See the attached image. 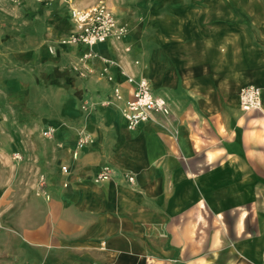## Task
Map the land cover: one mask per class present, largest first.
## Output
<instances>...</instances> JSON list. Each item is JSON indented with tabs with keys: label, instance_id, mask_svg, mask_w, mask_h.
I'll return each instance as SVG.
<instances>
[{
	"label": "crops",
	"instance_id": "crops-1",
	"mask_svg": "<svg viewBox=\"0 0 264 264\" xmlns=\"http://www.w3.org/2000/svg\"><path fill=\"white\" fill-rule=\"evenodd\" d=\"M104 1L139 4L135 16L108 6L128 28L121 39L81 62L85 46L57 44L72 29L59 2L45 8V48L28 55L32 85L7 79L9 93L29 95L9 128L0 114V264H261V4ZM128 77L146 78L170 114L128 128ZM248 84L261 90L259 109L239 106ZM103 166L111 176L98 180Z\"/></svg>",
	"mask_w": 264,
	"mask_h": 264
},
{
	"label": "rangeland",
	"instance_id": "rangeland-1",
	"mask_svg": "<svg viewBox=\"0 0 264 264\" xmlns=\"http://www.w3.org/2000/svg\"><path fill=\"white\" fill-rule=\"evenodd\" d=\"M98 1L105 2L104 0H0V114L3 117L1 126L3 129L9 128V122L7 120L4 121L8 119L9 114L24 110L23 103L21 102L29 95L28 92L25 93L21 89H16V91H12L14 93H9L5 88V85L8 83L7 79L13 76L12 74L17 73L23 84L30 82L29 85H32L30 78L34 76V73H38L35 67L38 65H35L33 58L30 56L34 52L45 48V8L48 10L51 7H57L59 2L64 3L62 9H65L66 7L70 8L76 5H89ZM188 1L192 2V4H223L224 2L225 4H233L231 0ZM81 2H85V4H78ZM246 3L261 4L262 9L258 10V12L264 15V0H241V4ZM106 5L113 11L116 7H119L116 9L120 11L128 10L134 16V11H137L139 8V4ZM126 29L128 28L126 27ZM66 35L59 36L57 44H65L64 39ZM55 44L51 43L48 46V51L51 54L56 50ZM29 54L30 56H28ZM71 70L73 73H80L76 63L71 65ZM33 90L30 88L31 97ZM35 92L37 93L38 91ZM34 95L36 96V94ZM81 108L83 109V106ZM17 125L19 128L25 129L27 124L22 120L21 122L18 121ZM40 131L42 132V128ZM14 154L10 155L11 160L19 161L20 159H14ZM6 259L9 263L10 258Z\"/></svg>",
	"mask_w": 264,
	"mask_h": 264
},
{
	"label": "built area",
	"instance_id": "built-area-1",
	"mask_svg": "<svg viewBox=\"0 0 264 264\" xmlns=\"http://www.w3.org/2000/svg\"><path fill=\"white\" fill-rule=\"evenodd\" d=\"M70 19L72 29L66 35L64 42L85 46L87 49L80 55L83 62L86 59L97 56L93 47L106 42L120 33L124 29L119 25L111 9L102 1H98L86 6H71ZM128 82L133 84L131 97L126 101L122 111L126 120L127 127L132 129L139 123L145 122L155 113L167 116L170 114V108L165 98L155 95L151 89L150 83L146 78L134 79L128 77ZM114 95L120 99L119 88L114 89ZM238 102L244 111L259 109L261 107V90L259 87L248 84L242 86L238 94ZM41 134L46 138H51L53 129L47 127ZM84 139V138H82ZM79 142L82 144L86 138ZM14 159H21L19 153L14 154ZM61 170L66 172L67 167L62 166ZM111 176V168L103 166L98 172L96 178L99 180L108 179ZM129 182H133L131 174H125ZM261 264H264V249L261 254Z\"/></svg>",
	"mask_w": 264,
	"mask_h": 264
},
{
	"label": "bare ground",
	"instance_id": "bare-ground-1",
	"mask_svg": "<svg viewBox=\"0 0 264 264\" xmlns=\"http://www.w3.org/2000/svg\"><path fill=\"white\" fill-rule=\"evenodd\" d=\"M122 26V25H121ZM124 29H120V33L115 37L116 39H121L126 33H127V29L126 26L123 25ZM104 43V42H103ZM127 50V49H126ZM88 60V59H86ZM262 105V104H261ZM54 131V130H53Z\"/></svg>",
	"mask_w": 264,
	"mask_h": 264
}]
</instances>
